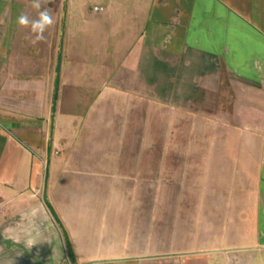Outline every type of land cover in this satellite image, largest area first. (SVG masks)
Listing matches in <instances>:
<instances>
[{
    "label": "crops",
    "instance_id": "obj_1",
    "mask_svg": "<svg viewBox=\"0 0 264 264\" xmlns=\"http://www.w3.org/2000/svg\"><path fill=\"white\" fill-rule=\"evenodd\" d=\"M69 1L40 0L55 24L32 44L16 23L21 12L38 18L32 0H0V264H247L263 255L264 0H109L130 39L66 145L52 99L69 51L78 66L90 60L80 43L91 40L93 55L101 21L78 27L86 17L69 20ZM101 99L110 131L121 132L113 153L74 154L93 136ZM199 115L209 137H172Z\"/></svg>",
    "mask_w": 264,
    "mask_h": 264
},
{
    "label": "rangeland",
    "instance_id": "obj_2",
    "mask_svg": "<svg viewBox=\"0 0 264 264\" xmlns=\"http://www.w3.org/2000/svg\"><path fill=\"white\" fill-rule=\"evenodd\" d=\"M108 1L109 0H70L67 3L69 20L73 22L76 21L73 19V15H75L77 18H80V15L86 17L84 22L78 20V27H87V30H90L93 19L96 20V18H100L101 21L98 22V32L96 29L97 24H94V35L92 41L94 45L93 55L90 47L88 48V42L90 43L91 40L89 41L85 38H92V36L90 34H86V36H84V34H79L80 38L86 40L85 42L80 43V46H82L84 53L87 52L86 55H90L88 56V58L93 62H90V60H87L88 58L85 57L87 58V64L85 62L83 64L85 66H78L76 64L77 60L75 59V56L74 59L72 57L76 53L71 49L69 51V56H71L72 60L68 62V74L66 76L67 80L65 81L64 90L62 91L58 99H52V112L55 111L56 113V130L54 131V134L55 136H58L60 139L65 141L66 145L70 143L72 144V142L75 141L76 135L79 133L82 127V113L85 112L86 108L88 109L89 105H91L94 101L90 99L91 97H93L92 94L95 93L97 87H101L106 83L107 79L109 78L108 75L112 70L111 68L119 60L118 57H120V54L123 51L121 50V48L124 46L125 40L130 39V36H126V29L124 28V24L126 21L124 16L120 15L118 18L119 20H116L111 18L110 14L108 15ZM94 7L98 8L99 11L94 10ZM111 13H114V11ZM117 21H119L120 23V29H118L120 33L116 34ZM113 22L115 23L113 24ZM68 27H70V24H68ZM118 41L120 42L119 44ZM95 54H98V57H95ZM82 87H89L90 91H88L87 93L83 92ZM106 103L107 100L105 101L101 99L99 101L97 110L98 115L96 118H94V120L97 122H95L97 125H94L96 129L93 133V136L89 138L88 142L84 141L85 145H83V147L80 146L72 148L74 154L107 155L113 153L114 146H112L113 144L110 145L109 142L113 143L114 133L117 134V139H119L121 132H119L118 130H116L115 132L110 131L111 127L109 123L110 117L113 116V112L112 110H110L109 112V107L105 105ZM202 117L203 115L196 116L195 123L193 122L194 120H191L190 124L186 126L184 124H181V129L178 132H174V135H172V137L178 138L180 140L194 139L196 140V142L209 137L206 130H204ZM111 119H113V117ZM89 135H91V132L89 133ZM169 137H171V134L169 135ZM70 149L71 148L69 147V150ZM198 149L199 148L197 147V154L199 151ZM58 150L59 152H61L59 160H64L65 155L67 154V150L62 148ZM58 150H54L53 154H58ZM101 181V185L107 186L106 178H103V180ZM130 182H132V180L128 181L117 179L115 184L116 186H127ZM155 187L156 180L150 179L148 181L149 193L147 196L149 205L153 204L156 201L157 195H155ZM147 213L150 218L154 219L156 213L155 208L153 206H149ZM165 213H167L166 216L168 215V213L169 215L172 214L171 211H165ZM186 213V211L178 212L176 210L175 212H173L174 216L177 214L180 217L186 216ZM150 214L153 216H150ZM166 218H168V216ZM168 224L169 222H166L165 229L167 227L166 225ZM257 254L263 255L252 258L247 264H264V251H259Z\"/></svg>",
    "mask_w": 264,
    "mask_h": 264
},
{
    "label": "clouds",
    "instance_id": "obj_3",
    "mask_svg": "<svg viewBox=\"0 0 264 264\" xmlns=\"http://www.w3.org/2000/svg\"><path fill=\"white\" fill-rule=\"evenodd\" d=\"M31 7L33 9L39 10L38 18L34 20L30 19L27 14L21 12L17 17L16 23L19 27L28 28L30 30V35L26 37V39H29L30 43L36 44L45 39L44 33L48 28L52 27L55 24V19L49 9L44 8L43 10H40V0H32ZM38 210L39 206H37V208H34L32 212L35 213ZM26 243L29 247H31L36 243V241L30 238L26 241Z\"/></svg>",
    "mask_w": 264,
    "mask_h": 264
},
{
    "label": "built area",
    "instance_id": "obj_4",
    "mask_svg": "<svg viewBox=\"0 0 264 264\" xmlns=\"http://www.w3.org/2000/svg\"><path fill=\"white\" fill-rule=\"evenodd\" d=\"M98 8L94 7V10H97Z\"/></svg>",
    "mask_w": 264,
    "mask_h": 264
},
{
    "label": "trees",
    "instance_id": "obj_5",
    "mask_svg": "<svg viewBox=\"0 0 264 264\" xmlns=\"http://www.w3.org/2000/svg\"><path fill=\"white\" fill-rule=\"evenodd\" d=\"M56 98H53V100H55Z\"/></svg>",
    "mask_w": 264,
    "mask_h": 264
}]
</instances>
